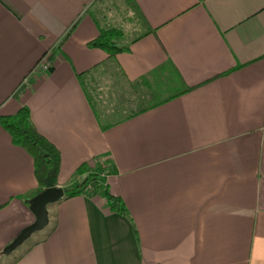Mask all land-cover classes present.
I'll return each instance as SVG.
<instances>
[{"label":"crops","instance_id":"crops-1","mask_svg":"<svg viewBox=\"0 0 264 264\" xmlns=\"http://www.w3.org/2000/svg\"><path fill=\"white\" fill-rule=\"evenodd\" d=\"M100 1L0 0V114L28 107L59 151L56 186L104 159L125 212L62 195L2 253L39 190L0 126V264H264V0ZM125 20L128 49L86 45Z\"/></svg>","mask_w":264,"mask_h":264},{"label":"trees","instance_id":"trees-1","mask_svg":"<svg viewBox=\"0 0 264 264\" xmlns=\"http://www.w3.org/2000/svg\"><path fill=\"white\" fill-rule=\"evenodd\" d=\"M124 3L134 12L137 10L135 0H124ZM121 38L122 30L120 28L104 25L98 28L96 35L89 39L86 45L98 47L111 56L128 49V45L123 43ZM53 57L54 51H50L46 60L50 62ZM23 87L21 85L19 90H22ZM0 126L7 132L11 142L21 147L31 157L32 171L38 190L44 187V177L48 170L51 173L52 183L55 185V177L59 168V151L50 140L37 131L30 120L28 107L21 104L12 113L0 114ZM107 167L108 163L100 158H95L92 164L81 162L72 173V186L64 189L63 197L89 190L105 198L108 210L124 213L125 206L121 197L109 192L100 176Z\"/></svg>","mask_w":264,"mask_h":264},{"label":"water","instance_id":"water-1","mask_svg":"<svg viewBox=\"0 0 264 264\" xmlns=\"http://www.w3.org/2000/svg\"><path fill=\"white\" fill-rule=\"evenodd\" d=\"M64 189L65 188L61 186L53 185L51 173L48 170L44 177V187L27 200L28 208L34 216L33 220L23 226L19 232L2 247V253H8L17 245L21 244L32 232L46 225L48 220L46 205L59 199L63 195Z\"/></svg>","mask_w":264,"mask_h":264},{"label":"rangeland","instance_id":"rangeland-1","mask_svg":"<svg viewBox=\"0 0 264 264\" xmlns=\"http://www.w3.org/2000/svg\"><path fill=\"white\" fill-rule=\"evenodd\" d=\"M124 1L122 0H101L100 1V6H105L103 12L109 10L110 13H114L117 12L118 15L121 14L123 11L121 8H123V5H125V3H123ZM94 13H96L94 11ZM95 15H98L97 13ZM124 23H126V28H125V33L122 35L121 41L123 43H125V41L128 39V37L132 34V30H130V23H128L127 20L124 21ZM128 23V24H127ZM129 31V32H128ZM49 211H50V205H49ZM35 236V233H32L29 238L26 239V241H24L22 244H20L19 246H17L15 249L12 250L11 255L8 256H12L13 254H15L16 251H18L21 246H23L27 240L29 239L31 241V238H33ZM23 248V247H22ZM8 256L5 255H0V263H2L3 261L8 259Z\"/></svg>","mask_w":264,"mask_h":264},{"label":"built area","instance_id":"built-area-1","mask_svg":"<svg viewBox=\"0 0 264 264\" xmlns=\"http://www.w3.org/2000/svg\"><path fill=\"white\" fill-rule=\"evenodd\" d=\"M48 61L46 60V59H42L41 61H39V67L41 68V69H43V70H45L47 67H48ZM105 172V171H104ZM104 172H102L101 174H100V176H102L103 175V173ZM85 189H87V188H85Z\"/></svg>","mask_w":264,"mask_h":264}]
</instances>
